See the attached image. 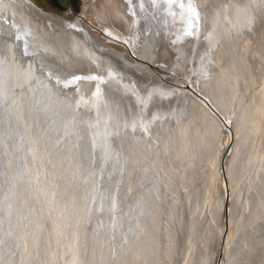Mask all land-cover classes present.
<instances>
[{
    "label": "bare ground",
    "instance_id": "bare-ground-1",
    "mask_svg": "<svg viewBox=\"0 0 264 264\" xmlns=\"http://www.w3.org/2000/svg\"><path fill=\"white\" fill-rule=\"evenodd\" d=\"M198 2L200 11L195 0H184L194 9L191 19L187 7L168 6L164 0H156V3L152 0H0V24L4 23L0 27V94L9 96L8 118L0 112V147L7 145L15 153L10 158H0V181L9 175L5 181L7 186L0 182V236L6 234L7 224L10 226L11 218L14 219L13 206L24 200L22 208H15L14 231L8 226L11 230L7 237L10 250L18 238L17 227L20 230L22 226L17 224L25 210H29L31 219L45 217V208H42V214L39 209L40 216L37 215L39 212L35 213L37 208L31 210L32 198H36L32 196L33 189L35 195L44 193L46 197L41 200L49 205L52 198L63 199L61 209L57 206L56 211L48 205L46 214L58 227L65 223L73 227L72 231L62 234L51 230L54 239L50 238L46 247H49L50 264H58V260L66 256V264H173L178 261L177 255L180 258L178 249L182 248L185 251H182L185 253L183 264H212L214 254L215 264H264V0ZM189 19L195 27L194 30L191 27L193 33L183 30ZM184 33L187 50L198 36L202 37L190 64L196 74L199 71L197 79L189 82L192 90L190 87L185 90L184 86L185 91H181V86L177 87L179 90L176 87L166 90L160 84L142 88L143 82L153 76L170 80L178 74L172 78L166 74L172 72L170 61L166 62L169 59L167 53L169 55L175 39L180 40ZM176 42L178 46L179 41ZM182 44L176 48L179 50ZM47 50L52 52L55 60L71 63L69 77L63 82L60 80L59 88L58 83L56 86L58 90L60 87L71 88L70 95L76 94L74 99L78 104L69 102L66 106L64 101L66 107L59 111V118L51 119L53 121L44 120L42 111L34 105L35 97L31 98L34 92L22 84V78L31 76L30 67L41 57L38 53ZM24 52L28 53L25 64L21 55ZM116 56L128 60V64L110 65ZM100 58L106 59L105 66L104 63L100 66ZM174 58L171 57V61ZM158 66L164 70L158 73ZM104 72H108L109 78L103 83ZM115 88L123 95L128 91L127 98L123 96L126 98V103H121L123 106L111 103ZM53 89L50 92L54 96ZM114 105L118 108L115 112L112 111ZM223 122H230L236 137L234 151L225 160L226 178L221 169L223 145L214 152L216 136L222 132ZM67 126H72V131L70 137L64 139L60 132ZM48 127L53 128L50 136L44 138L43 145L53 153L50 152L52 155L40 165L47 166V169L43 168L50 176L48 174V180L43 183L38 180L39 186H36L37 164L44 153L43 146L39 149L42 145H39V136ZM27 130L33 135L28 133L30 136L25 140L23 135ZM22 151L27 152L26 155ZM74 162L83 170L92 166L99 169L94 179L96 195L92 198L84 194L88 197L84 198L87 201L82 200L85 205L81 213L76 209L80 203L75 201L79 203H75V208L70 200L77 194L73 192L75 187L70 191L74 195L67 198L71 190L67 187L68 182L73 176L71 179L65 176L68 182L62 177L63 171H67L63 169ZM140 162L145 165L139 167ZM7 163L9 173L5 171ZM162 164H165L164 174L170 172L166 178L160 173ZM207 164L211 165V170L206 169ZM89 170L88 177L93 169ZM77 171L78 175L80 172ZM154 174L160 179L153 190L148 180ZM190 180L192 183L188 185ZM216 180L220 181V186L214 184L217 188H226L222 190L225 192L220 191L222 195L219 193V203L216 197L217 203L213 204L216 187L212 182L216 183ZM139 182L142 184L140 190ZM21 183L23 191L18 189ZM75 183L71 185L79 184ZM141 188L148 190L139 198L135 195ZM94 190L87 193H95ZM227 196L230 198L227 199L228 219L223 221ZM128 198L125 205L124 200ZM202 203L211 208L208 209L209 223L205 224L196 212L197 205ZM43 206L41 204L39 208ZM97 209L101 213L98 214ZM76 210L82 217L78 227L73 223ZM148 211L151 216L147 215ZM86 226L92 236L83 243V251H80L79 233ZM42 227L39 220L33 224V229L24 233L25 237L21 234L23 246L29 245L32 250L29 249L30 256L39 252L37 238ZM7 245L5 248H9ZM8 250L2 255L4 261L16 255L9 257Z\"/></svg>",
    "mask_w": 264,
    "mask_h": 264
},
{
    "label": "rangeland",
    "instance_id": "rangeland-1",
    "mask_svg": "<svg viewBox=\"0 0 264 264\" xmlns=\"http://www.w3.org/2000/svg\"><path fill=\"white\" fill-rule=\"evenodd\" d=\"M198 1H200V0H195V3H196V8H198L199 6L197 5V2ZM199 3V2H198ZM200 8V7H199ZM197 9V10H199L200 11V9ZM196 10V9H195ZM196 10V11H197ZM199 12L197 11V14H198ZM190 14V13H189ZM200 14V13H199ZM198 14V15H199ZM191 17H190V15H189V18H191L192 19V17H193V14L191 13ZM189 21H190V24H189ZM189 21H188V23H187V28L185 27V28H183V30L184 31H186V33L187 32H190V33H193V31H192V29L194 30V28L195 27H192V21L189 19ZM3 24L4 23H1L0 24V27L1 26H3ZM191 25V26H190ZM196 26V25H195ZM191 27H192V29H191ZM186 29V30H185ZM186 33H184L183 34V36H181V34H180V40H178L179 38L177 37L176 39H175V41H174V44L172 45V46H174V48L171 46L170 47V49L172 50V52H171V50L170 51H168L169 52V55H170V52H171V57L172 58H174L173 56L175 55V53H176V55H175V58L176 59H178V61L175 59V60H173V61H175V62H173V61H171L172 59H170L171 57H169V55H168V53H167V58H169L166 62H169L170 61V64H171V67H170V71H172L174 74H172L171 75V73L172 72H170V73H167L166 72V74L168 75H170V77L172 78L174 75H176V73H178V74H180V75H176V76H178L177 78H178V80H177V78H176V76H174L172 79H163V78H161L160 76H153V78L151 79V78H149L148 80H146V81H144L143 82V84H142V88H144V87H146L145 85H147V86H150V85H153V84H160L164 89H166V90H174L175 89V87H176V89H177V87L179 88L180 86V88H181V91H182V89L183 88H185V90L186 89H188L189 87V90L191 89L192 90V87H191V83L192 82H194V80L195 79H197V76L199 75V71H197V74H196V72H195V70L194 69H191V66H190V64H192L193 63V61H194V56H195V52L196 51H194V50H198L199 49V42L201 43L202 41V37H200L199 38V36L197 37V39H195L194 40V46L195 47H193V45H192V47H191V49L190 50H187L188 48L186 47V37H184V36H186L185 34ZM204 37H206V36H204ZM184 38H185V41H184ZM201 39V40H200ZM176 40L177 41H179V43H178V46H177V42H176ZM185 42H183V41ZM198 40V41H197ZM181 41V42H180ZM195 41H197L198 42V46H197V42H195ZM183 43V44H182ZM181 44H182V48H184V49H182V48H180L179 50H178V48H179V46L181 47ZM186 47V52H184L185 51V47ZM176 47H178V48H176ZM176 48V49H175ZM193 48V49H192ZM196 48H198V49H196ZM175 51V52H174ZM182 52H184V54H181ZM187 52H189V54H190V56H189V54L187 53ZM49 53V54H48ZM52 52L50 51V50H47L45 53H41V52H39L38 53V55H39V57L41 56L42 57V59H41V57L39 58V59H36V61L34 62V66L33 67H30V70H31V76L30 77H24V78H22L23 79V82H22V84L23 85H25L27 88H30V89H32V93L33 94H31L32 96H31V98L33 99L34 97H35V103H34V105L36 106V108L37 109H39L40 111H42V116H43V118H44V120H47V121H53L54 119L56 120L57 118H59L60 117V113H59V111L61 112L68 104H70L69 102H73L74 103V105H78V104H76V102H75V99H76V94H71L70 95V93H72L71 92V88L69 89L68 87L67 88H61L60 87V90H58V88H59V85H61V82H63L62 80H66L68 77H69V73H71V63L69 62V60H65V61H63V62H61L60 60L59 61H57V60H55L54 58H52V55L53 54H51ZM187 53V56H188V58H186L187 56L185 55ZM191 54H192V56H191ZM22 55V58H23V63L25 64L26 63V59H27V56H28V53H26V52H24V53H22L21 54ZM179 55H180V57H179ZM185 56V57H184ZM119 56H116L115 58L116 59H114V61L115 62H110V65L112 64V66H114L115 64H113V63H121V64H128V60H122V58H118ZM190 57V58H189ZM181 58H182V60H181ZM190 61H188V60ZM44 60H46V61H44ZM121 60V61H120ZM180 60H181V62L183 63H180ZM188 61V63H187V61ZM39 61V63H37ZM43 61H44V63H43ZM56 61V62H55ZM118 61H120V62H118ZM191 61H192V63H191ZM42 62V63H41ZM127 62V63H126ZM177 62H178V64H177ZM46 63V64H45ZM100 66H102V64H103V66H105V63H106V59H102V58H100ZM174 63V64H173ZM180 63V64H179ZM188 65H187V64ZM43 64V65H42ZM49 66H48V65ZM54 64V65H53ZM61 64V65H60ZM170 64H169V66H170ZM175 65H176V69L179 71H177L176 69H174L175 71H177V72H174V70H173V68L175 67ZM182 65V66H181ZM173 66V67H172ZM37 67H38V69H37ZM44 67V68H43ZM186 67H187V69H186ZM190 69H189V68ZM41 68V70H39ZM61 68V69H60ZM42 69H45V70H42ZM47 69V70H46ZM161 69H163V68H161V66H158L157 67V72L159 73L160 72V70ZM38 70V71H37ZM51 70V71H50ZM52 70H53V72H52ZM68 70V71H67ZM164 70V69H163ZM186 70V71H185ZM187 70H189V71H187ZM37 71V72H36ZM47 71H49V72H47ZM57 71V72H56ZM194 71V72H193ZM35 72V73H34ZM41 72V73H40ZM51 72V73H50ZM55 72V73H54ZM60 74H59V73ZM37 73V74H36ZM186 73V74H185ZM193 73H195L196 75H194ZM37 75V77H36V75ZM38 74H40L39 75V79H38ZM47 74V75H46ZM52 74V75H51ZM53 75H55V76H53ZM59 77V78H57V76ZM61 77H60V76ZM108 75V76H107ZM155 75H157V73L155 74ZM185 75V76H184ZM181 76V77H180ZM186 76H188V77H186ZM196 76V77H195ZM34 77V78H33ZM42 77H43V79H42ZM56 78V79H54V78ZM64 77V78H63ZM192 77V78H191ZM61 78V79H60ZM106 78V79H105ZM107 78H109V74H108V72H107V74H106V72H104V73H102V76H101V80H102V82L104 83V82H107ZM158 78V79H157ZM192 80H191V79ZM33 79V80H32ZM40 79H42V80H40ZM182 79V80H181ZM186 79V80H185ZM190 79V80H189ZM27 80V81H26ZM31 80V81H30ZM50 80V81H49ZM60 80H61V82H60ZM163 80H166V81H163ZM169 80V81H168ZM181 80V81H180ZM42 81V82H41ZM56 81V82H55ZM162 81V82H161ZM178 81H180L179 82V84H176V82L178 83ZM182 81H185L186 82V84H185V82H182ZM188 81V82H187ZM191 81V83H189ZM25 82V83H24ZM44 82H45V84L46 85H48V86H46V85H44ZM148 82V83H147ZM171 82H173V83H171ZM40 83V84H39ZM51 83V84H50ZM53 83V84H52ZM57 83H58V88H57ZM142 83V82H141ZM146 83V84H145ZM175 83V84H174ZM180 83H182L181 85H180ZM169 84V85H168ZM44 85V86H43ZM55 85V86H54ZM141 85V84H140ZM175 85V86H174ZM177 85V86H176ZM190 85V86H189ZM184 86V87H183ZM51 88V89H53L54 87V89H55V95L53 96L52 94V91L50 92V90L51 89H47V88ZM174 87V88H173ZM183 87V88H182ZM2 84H1V82H0V91L2 92ZM47 89V90H46ZM53 89V90H54ZM63 89V90H62ZM46 90V91H45ZM49 90V91H48ZM114 90H116V91H114ZM177 90H179V89H177ZM184 89H183V91H185ZM65 91V92H64ZM67 91V92H66ZM113 91H114V93H112V96L113 97H111V103L112 104H118V105H122L123 103H126V98H127V96L126 95H128L127 93H128V91H127V93L125 92V94L123 95V93H119L121 90L120 89H118V88H115V89H113ZM119 91V92H118ZM47 92V93H46ZM62 92V93H61ZM48 93H49V97H48ZM116 93H119V94H117L116 95ZM195 93V92H194ZM44 94H46V95H44ZM58 94V95H57ZM63 94V95H62ZM66 94H68V95H66ZM120 94H122V95H120ZM51 95V96H50ZM116 95V96H115ZM4 96V97H3ZM8 95L6 94V93H4V94H0V106L2 107V110H0V112L2 113H0L2 116H4V118H8V115H9V108H8V106H9V96L7 97ZM41 96H43V97H41ZM46 96V97H45ZM63 96H64V98H63ZM72 96V98H70ZM121 96H122V98H121ZM126 97L125 99H124V97ZM3 97V98H2ZM6 97H7V99H6ZM29 97V96H28ZM40 97V98H39ZM48 97V98H47ZM51 97H53L54 99H52ZM59 97V99H57ZM67 97V98H66ZM116 97V98H115ZM118 97V98H117ZM120 97V98H119ZM30 98V97H29ZM45 98H47V99H45ZM51 98V99H50ZM71 100H69V99ZM75 98V99H74ZM2 100V101H1ZM46 100V101H45ZM50 100V101H49ZM62 102H61V101ZM124 100V101H123ZM48 101V102H47ZM58 101H60V102H58ZM64 101H65V104H66V106H65V104H64ZM117 101H119L118 103H117ZM45 102V103H44ZM48 104H47V103ZM54 102H55V104H54ZM80 102V101H79ZM53 103V104H52ZM78 103V102H77ZM122 103V104H121ZM2 104L4 105V106H2ZM59 105V107H57ZM6 106V107H5ZM49 106V107H48ZM123 106V105H122ZM0 107V108H1ZM52 107V108H51ZM78 107V106H77ZM7 108V109H6ZM57 108H58V110H57ZM52 109H54L53 111H52ZM62 109V110H61ZM116 109V110H115ZM117 107H116V105H114V108H113V112H115V111H117ZM4 110V111H3ZM56 111V112H55ZM3 112H6V113H3ZM43 113H45L44 115H43ZM4 114V115H3ZM6 114H7V116H6ZM55 114V115H54ZM59 114V115H58ZM57 115V116H56ZM113 115H114V113H113ZM112 115V116H113ZM115 117V116H114ZM51 119H53V120H51ZM114 120V119H113ZM229 121H232L231 119H230V117H229ZM115 122V121H114ZM114 122H111V123H113L114 124ZM224 124H223V128H222V132H218V135L216 136V140H215V142L216 143H214L215 145V150H214V152L216 153L218 150H220L219 148H221V146L223 145V147L221 148L222 150V152H221V157H222V164H221V169H222V174H223V176L226 178V176H227V174H225L226 173V171H225V160H226V158L227 157H229L232 153H233V151H234V148L233 147H235V144H234V142H236V137L234 136V133H233V131H232V129H231V126H230V122L229 123H225V122H223ZM30 126V125H29ZM53 127H48V130L47 131H45V132H42L41 133V135L39 136V138H40V142H39V145L40 144H42V145H40V147H39V145H38V147H39V149H41L42 148V146H43V148H44V153H43V156L41 157V159H40V162H38L39 164H37V166L39 167L40 166V169L37 167V169H38V171L39 170H42L43 172L45 171L44 170V168H46L47 169V166H45L44 167V165H40V163L42 164L43 163V161H44V159H45V161H44V163L46 162V160L48 159V157H50L51 155H52V149H49V150H47L46 148H45V144H44V138L45 137H48V136H50V132H51V129H52ZM227 129H228V131H227ZM49 131V132H48ZM71 131H72V126H67V128H64V130H62L60 133H61V135H62V137L64 138V139H67V138H69L70 136H68V135H70V133H71ZM65 132V133H64ZM228 132H231V133H228ZM28 133H31V131L30 130H27L26 131V134L25 135H23L24 137L23 138H25V140H27L28 139V137L30 136V134H29V136H28ZM47 133V134H46ZM59 133V134H60ZM175 133H177L176 131H175ZM222 133V134H221ZM164 134H166L165 132H164ZM231 134V135H230ZM31 135H33V133H31ZM47 135V136H46ZM171 135V134H170ZM222 135V136H221ZM224 135V136H223ZM229 135H230V137H229ZM28 136V137H27ZM44 136V137H43ZM27 137V138H26ZM43 137V138H42ZM174 137H175V134H174ZM221 137V138H220ZM225 137H227V138H225ZM225 138V139H224ZM234 138H235V141H234ZM230 139V140H229ZM24 140V139H23ZM219 140H220V143H219ZM227 140V141H226ZM223 142H226V143H224L223 144ZM229 142V143H228ZM44 144V145H43ZM219 144H221L220 146H219ZM234 145V146H233ZM217 146V147H216ZM219 146V147H218ZM13 147V146H12ZM226 147V148H225ZM0 149H1V151H0V158H10V156H12L13 154H15L13 151L14 150H12L13 148H9L8 149V146L7 145H3V146H1L0 147ZM218 149V150H217ZM55 150V148H53V151ZM233 150V151H232ZM26 151V150H25ZM25 151H22V153L23 154H25L26 155V153L27 152H25ZM175 151H176V149H175ZM228 151H229V153H228ZM236 151V150H235ZM238 151V150H237ZM50 152H52V153H50ZM11 153V154H10ZM231 153V154H230ZM48 154H49V156H48ZM68 155V154H67ZM47 157V158H46ZM9 162V161H8ZM43 163V164H44ZM75 163V162H74ZM73 163V164H74ZM77 163V162H76ZM76 163L74 164V165H76ZM144 163V162H143ZM142 162H140V164H139V167H141L142 166V164H143ZM73 164H71L70 166H68L66 169H63V170H67V171H63V176L60 174L59 176H62L64 179H66L67 181L66 182H68V180L69 179H71L72 178V176H73V180L71 181L70 180V182H68V183H70V185L69 186H67L68 188L70 187V189L71 190H69V192L67 193V194H69L68 196H67V198L70 196H73L74 195V193H73V195H72V192H70V191H73V187H75V188H77L79 185V188L78 189H75L74 188V191L73 192H75V194L76 195H74L73 196V198L71 197L70 198V200L72 199V201L74 202V205H75V208H76V206L80 203V205H78V206H80V207H78L77 206V210L79 209V210H81L80 211V213L82 212V209H83V207H84V205H85V202L84 201H82V200H85V201H87V199H84L85 197H88V196H91L92 198L96 195V191L94 190L95 189V187H94V179H95V176L97 177V175H98V171H99V169L97 168V167H94V166H92V167H90L89 169H93L91 172H89V177H88V171L87 170H89V169H82L81 168V166H80V164L78 163V165H76V166H74ZM46 165V164H45ZM143 165H145V163L143 164ZM164 165V166H163ZM208 165V164H207ZM74 166V167H73ZM80 166V167H79ZM209 166V165H208ZM207 166V170L208 169H212V167H211V165L208 167ZM44 167V168H43ZM9 164L7 163V167H6V169H5V171H6V173H9ZM27 169L26 170H28L29 169V167H26ZM41 168H43V169H41ZM80 168H81V171H80ZM96 168V169H95ZM165 168V164H162V167L160 168V173L161 174H163V178H164V176H165V178H166V176H168L169 174H170V172L169 171H165V173L167 174H164V169ZM75 169V172L73 171ZM78 171H77V170ZM9 170V171H8ZM155 170V167H153V170L152 171H154ZM163 170V171H162ZM37 171V173L39 174L38 175V178H37V180H36V182L34 183V185H36V183L38 182V180H39V183H43L44 181H47L48 180V178H49V176H50V172L47 170V172L48 173H46V171L44 172V175H43V172L42 171H39L38 172ZM76 171L79 173H81V172H83L81 175H79L80 176V178L83 180V182L81 181V179L78 177V175H77V173H76ZM90 171V170H89ZM152 171H150L149 172V174L152 172ZM66 172V173H65ZM67 172H69L68 174H67ZM95 172V173H94ZM163 172V173H162ZM6 173H5V176H6ZM75 173V174H74ZM96 173H97V175H96ZM169 173V174H168ZM48 174H49V176H48ZM84 174H87L86 176L84 175ZM95 174V175H94ZM92 175V176H91ZM45 176V177H44ZM48 176V177H47ZM65 176H69L68 178L67 177H65ZM70 176H71V178H70ZM75 176H76V181H77V178L79 179V181H75ZM84 178H83V177ZM7 177H9V175H7ZM7 177H5V179H3L2 181L3 182H1V184L3 183V184H5V186H7V183L8 182H5V181H8V178ZM87 177V178H86ZM145 177V175H143V178ZM170 177V176H169ZM169 177H167V179L169 178ZM93 178V179H92ZM45 179V180H44ZM47 179V180H46ZM91 179H92V181H91ZM159 179H160V177H159V175L158 174H154L153 176H151V178L148 180V183H149V185L150 186H152V188H153V190H154V186L156 185V183H158L159 182ZM88 180V181H87ZM90 180V181H89ZM166 180V179H165ZM226 180V179H225ZM76 183H79V184H77V186H73V185H71V184H74L75 182ZM88 182L87 184H86V182ZM201 181V180H200ZM217 181V182H216ZM215 182L216 183H213L212 182V185H216V186H220V181L218 182V180H216ZM89 182L91 183V185L93 186H91L90 187V184H89ZM166 182V181H165ZM39 183H37V185L36 186H39ZM75 183V184H76ZM82 183H83V185L84 186H82ZM190 184H188V185H191V183H192V180H190V182H189ZM89 184V185H88ZM86 185V186H85ZM120 185H122L121 183H120ZM142 184H140V182L138 183V186H139V190H140V186H141ZM162 186H164V184H161ZM213 186L214 188L216 187V186ZM3 186V185H2ZM89 187H90V189H89ZM34 188H35V186H34ZM225 188L226 187H224L223 186V188L222 189H220V187L219 188H215V190H212V191H215L216 192V194H215V192H214V198L212 199L213 200V204L215 203H217V200H215L216 199V197L218 198V203H219V201H220V199H219V197L222 195V192H225V191H222V190H225ZM18 189L20 190V191H23L24 190V185L21 183L20 185H19V187H18ZM79 189H80V192H79ZM87 189V190H86ZM89 189V190H88ZM220 189V190H219ZM58 190V189H57ZM76 190V191H75ZM95 191V193L94 192H92V193H87L88 191ZM147 190L148 189H145V190H142V188H141V192H137L136 193V195L135 196H137V197H139V198H141L142 197V195H144L146 192H147ZM219 190V191H218ZM78 191V192H77ZM220 191H222L221 193H220ZM32 196H36V198L35 197H33L32 198V204H31V210H33V208L34 209H36L34 212L35 213H37V212H39V209H40V212H41V214L44 212L43 211V209L45 210V212L43 213V214H45V217H44V215H43V217H44V219H46V220H44L42 217H40V218H42V220L41 219H39V217H38V219L40 220V221H42V223H43V227H42V230H41V228L39 229V236H38V240H37V249H39V252H40V249H42L41 250V252L39 253V252H37V253H34V254H32L31 256H30V247H29V245H25V246H23V236H24V233L25 232H27L28 231V229L29 228H32L33 227V224L36 222V221H39V220H36L35 218H33V219H31L30 217H28L29 216V210L28 211H24L20 216V218H19V225L17 224V226H22L21 227V229L19 230V228L17 227V237L19 238V237H21V234H23L22 235V237H21V241H20V243L22 244H20L18 241H19V239L17 238V240L16 241H14V243H13V246H12V249L14 250H10V245L11 244H9V242H8V240H7V237H8V234H10L11 233V230H12V228H13V230L12 231H14V226H15V224L14 223H12V222H14L13 220H15L16 219V210H15V208H18L19 209V206H20V208H22V206H24V200L23 201H19L18 202V206H17V204H16V207H15V205L13 206V208H14V212L12 211V213H14V214H12V215H14L13 217H14V219L13 218H11L12 216L10 215V218H11V221H10V226H9V223L7 224L8 226H9V228L11 229H9L8 228V226H6V231H4V232H6V234L4 233V238H3V236L1 235L0 237H2V238H0V243H2L3 242V240H5V237H6V240L4 241L5 243H2V245H0V264H23L24 262V264H50V259H48V257H49V247L46 249V247L47 246H49V244H50V238L52 239L53 238V236H52V231L51 230H53V229H55V231H58V234H60L61 232L62 233H64V232H66V231H68V230H73V227H71V226H69L67 223H65V224H63L62 225V227L60 226V227H58L57 225H56V223H54L53 222V220H51L50 219V217H49V214H46L47 212V207H48V205L49 204H47L46 202H43V200H41L42 198H45L46 196L44 195V193H42L41 195H35L36 193L33 191V189H32ZM78 193H80V194H78ZM219 193L221 194V195H219ZM84 194H86V195H88V196H85ZM65 195V194H64ZM64 195H63V198H64ZM78 195H82V197H83V195H84V197H83V199H82V197H79ZM212 195H213V192H212ZM79 197V198H76L77 200H75L74 198L75 197ZM134 196V197H135ZM37 197H39V198H37ZM56 197V196H55ZM59 200H57L56 198L54 199V200H57V202H55L54 200H53V198L52 199H50L51 200V202H49L51 205H49V207L51 208V209H54V210H58L59 208L61 209V206H62V204L60 205V203H62L63 201V199H61V198H59V197H57ZM65 198H66V196H65ZM136 198V197H135ZM74 199V200H73ZM230 199V198H228V196L226 197V206H225V218L223 219V221L225 220V221H227V219H228V207H227V205H228V200ZM62 201V202H61ZM75 201H78L79 203H76ZM94 201V200H93ZM48 202V201H47ZM54 202H55V204H54ZM97 202V199H96V201H95V203ZM113 204L115 203V197L113 198ZM128 202H129V198L128 199H125L124 200V204L126 205V204H128ZM20 203H22V204H20ZM42 204V206L43 207H40L39 208V206ZM57 203H58V205H57ZM77 205H76V204ZM20 204V205H19ZM46 204H47V206H46ZM53 204V205H52ZM83 204V206H81ZM110 204H111V202H110ZM204 204L205 203H202V204H199V207H198V205H197V207H196V212L199 214V216H200V218H202V221H203V223L205 224L206 222H208V220L210 219L209 217H210V215H208V214H210V210H208V209H211V208H209L210 207V205L208 206V205H206L205 204V206H204ZM55 205V206H54ZM115 205V204H114ZM203 205V206H202ZM57 206H59L58 207V209H57ZM201 206V207H200ZM55 207V208H54ZM66 207H67V205H66ZM68 207H70V205H68ZM203 207V208H202ZM213 207V206H212ZM43 208V209H42ZM123 208V207H122ZM200 208H202L201 210H200ZM99 209V208H98ZM97 209V213L99 214V213H101V212H99V210ZM115 209L117 210V206L115 207ZM204 209V210H203ZM76 210V211H77ZM106 209H104V211L103 212H106L105 211ZM107 210H109V208L107 207ZM199 210V211H198ZM68 211V208H66V211L65 212H67ZM201 211V212H200ZM40 212L39 213H37V215L38 216H40ZM227 212V213H226ZM34 213V214H35ZM80 213H79V211H77L76 212V214H77V217H76V215L74 216L75 217V219H73V223H74V226H76V227H78L79 226V224H81V219H82V217L80 216ZM201 213V214H200ZM33 214V215H34ZM153 214V213H152ZM32 215V216H33ZM79 215V216H78ZM96 215V214H95ZM147 215L148 216H151V211H148L147 212ZM154 215V214H153ZM42 216V215H41ZM93 216V215H92ZM92 216H91V218H92ZM81 217V218H80ZM48 218V219H47ZM91 218H89L90 220H91ZM93 218H94V216H93ZM207 218V219H206ZM88 219V220H89ZM30 220L32 221V222H30ZM34 220V221H33ZM36 220V221H35ZM205 220V221H204ZM46 221H47V223H46ZM70 221L71 220H69V224L71 225V223H70ZM164 222V221H163ZM162 222V223H163ZM32 223V224H31ZM165 223H166V221H165ZM164 223V224H165ZM202 223V224H203ZM209 223V222H208ZM28 224H30V226L28 225ZM45 224V225H44ZM68 226H67V225ZM11 225L13 226V227H11ZM29 226V227H28ZM201 226V225H200ZM66 228V229H65ZM24 229H26V231H24ZM33 229V228H32ZM32 229H30V232H32ZM8 230V231H7ZM19 230V231H18ZM21 230H23V231H21ZM90 230V228H88L87 226L85 227V228H82V230L80 231V233H79V236H81L82 238H83V240L81 239V237H80V241L82 242H80L79 244V247H80V251H83V248H81V246H83L84 247V245H83V243L86 241V240H88L89 238H90V236H92L90 233H88V231ZM54 230H53V232H55ZM20 232V233H19ZM30 232H28V233H30ZM69 232V231H68ZM61 233V234H62ZM18 234H20L19 236H18ZM25 234H27V233H25ZM49 235H51V236H49ZM48 236H49V238H48ZM25 237V236H24ZM1 239H2V241H1ZM54 239V238H53ZM7 242V243H6ZM49 242V243H48ZM4 244V245H3ZM10 246H8V245ZM82 244V245H81ZM5 245H7L9 248H5L6 246ZM28 248H27V247ZM2 247V248H1ZM41 247V248H40ZM21 248H23V249H21ZM9 249V250H8ZM30 249V250H29ZM7 250H8V255H9V257H10V254H12L13 256H14V258L12 257V258H10L8 261H4L3 260V257H2V255L5 253V252H7ZM17 250V251H16ZM22 250H25L24 252L26 253H24ZM27 250V251H26ZM179 250V252H178V254L180 255V258H179V256L177 257L176 256V258L175 259H177L178 261H174L175 263H173V264H176V263H178V264H183V261H184V254L185 253H183V252H185V251H183V248L180 250V249H178ZM11 251H12V253H11ZM32 251V250H31ZM38 251V250H37ZM181 251V252H180ZM183 251V252H182ZM22 252V253H21ZM28 252V253H27ZM19 254H22V255H19ZM23 254H25V255H23ZM29 254V255H28ZM19 255V256H18ZM183 255V256H182ZM21 256H23V257H21ZM27 256V258L28 257H30V258H25ZM213 256H215V257H213V263L212 264H215V259H216V255L214 254ZM183 257V258H182ZM219 257H220V255H219ZM62 259H59L58 260V262L59 263H61V264H66L65 262H67V256L66 257H61ZM24 259V260H23ZM181 259H183V260H181ZM219 259V258H218ZM26 260V261H25ZM27 260H28V262H27ZM180 260V261H179ZM62 261V262H61ZM57 262V263H58ZM58 263V264H59ZM223 264H226V263H224L223 262Z\"/></svg>",
    "mask_w": 264,
    "mask_h": 264
},
{
    "label": "snow or ice",
    "instance_id": "snow-or-ice-1",
    "mask_svg": "<svg viewBox=\"0 0 264 264\" xmlns=\"http://www.w3.org/2000/svg\"><path fill=\"white\" fill-rule=\"evenodd\" d=\"M153 3H156V0H152ZM164 3L168 6H172L174 4H178L180 8H185L187 7V10L189 13L194 14V9L191 5V3H188L187 5L184 3V0H164Z\"/></svg>",
    "mask_w": 264,
    "mask_h": 264
}]
</instances>
